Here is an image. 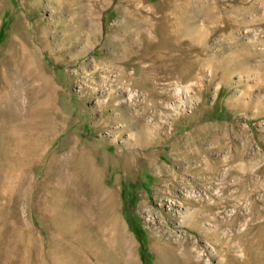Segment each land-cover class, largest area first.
I'll list each match as a JSON object with an SVG mask.
<instances>
[{"label": "rangeland", "instance_id": "374dc122", "mask_svg": "<svg viewBox=\"0 0 264 264\" xmlns=\"http://www.w3.org/2000/svg\"><path fill=\"white\" fill-rule=\"evenodd\" d=\"M170 1L175 6L188 3L199 9L195 25L201 34L197 56L190 39L197 33L182 36L191 49L189 59L195 56L193 61L198 62L194 65L192 61L193 73L182 75L173 69L171 75H163V67L147 61L140 64L157 65L155 74L146 77L142 72L146 67L137 65L133 83L121 79L114 87L128 86L143 96L153 90L156 110L146 117L153 114L157 122L167 117L164 105L175 97V84L185 88L191 103L172 116L162 132H157L156 143L125 145L123 138L114 142L104 140L107 131L93 134L107 155L164 152L167 173L142 165L140 174L136 169L128 177L116 167L104 168L105 182L115 185L117 190L119 218L133 235L137 259L134 264H176L174 254L163 250L158 255L150 243L156 238L158 245H162L159 241H182L167 236L171 225L173 229L179 226L172 224L175 216L157 204L161 191L177 193L182 184L201 191L188 201L189 206L200 210L202 230H187L192 242L186 247L182 244L178 256L190 257V264H264V0ZM162 3L163 0H98L97 10L101 14L96 25L84 27L76 26L72 11L59 0H0V74L8 75L11 82V88L0 84V264H75L58 247L60 237L68 239L73 220L61 184L65 174L69 177L77 173L69 158L70 146L78 138L90 137L93 122L102 119L99 112L91 110L87 98L78 101L85 95L79 94L76 81L79 74L86 73L91 81L99 82L103 71L96 70L101 64L93 65L96 55L105 65H126L132 71L131 64L120 57L123 47L113 48L104 43L102 32L113 31L120 41L124 39L126 46L131 45V28L124 25L122 11L129 5L151 9L161 7ZM37 24L48 29L46 45L38 43L35 37ZM148 31L152 34L148 40L155 43L153 28ZM14 38L37 49L41 78H33L23 69L12 75L9 67L1 64ZM132 54L130 50L124 55ZM163 84L167 89L165 97ZM143 96L133 97L131 103L145 102ZM122 98L121 109L129 117L125 111L127 94ZM38 108L50 112L53 119L51 130L42 136L41 163L12 176L3 150L4 126L11 127L17 115ZM112 113L110 107L105 112ZM171 127L173 137L160 141ZM175 135L180 140V150H170ZM52 156L55 160L49 164ZM109 164L113 165L110 161ZM47 166L49 184L36 189L43 175L41 167ZM210 198L214 202H209ZM143 200L144 206L160 210L163 221L158 226L153 227L144 219L139 210ZM42 201L51 207L67 208L59 213L56 224H42L37 212ZM208 203L213 204L212 209ZM48 238L55 245L52 250ZM110 258L109 264H124Z\"/></svg>", "mask_w": 264, "mask_h": 264}, {"label": "bare ground", "instance_id": "6f19581e", "mask_svg": "<svg viewBox=\"0 0 264 264\" xmlns=\"http://www.w3.org/2000/svg\"><path fill=\"white\" fill-rule=\"evenodd\" d=\"M59 1L61 5H66L72 11L76 26L94 27L96 25L97 17L101 14L97 10L98 0ZM187 4L181 3L175 6L170 0H163L161 7L151 9L149 7L139 8L137 5L136 7L129 5L126 10H123V8L122 17L124 22H122L126 27L131 28V45L128 44L126 46V43L122 42L124 39L120 41L113 31H108L105 34L103 30L102 37L105 41L104 43L112 44L113 48L123 47L124 53L122 52L120 57L124 59L125 63L131 64L132 71H128L126 65H105L96 55L93 59V65L101 64L96 70L103 71L99 82L95 81L97 80L95 79L96 75L94 76V82L88 78L86 73L78 75L76 87L81 96L85 95V98L80 97L78 101L82 102L87 98V101L92 105L91 110L99 112L102 119L93 122L91 131L88 133L90 137H84V140L78 138L77 142L70 146L69 158L74 161L75 171L78 174L67 177V174L64 173L65 176L61 184L63 194L69 199L67 208L70 207L69 211L73 220L67 236L68 239L60 237L58 247L61 253L71 258L72 263L109 264L108 258L110 257V259L115 261L121 260V263L124 264H134L137 261L134 255L135 242L132 239L133 235L131 236L128 229L124 228L119 218L117 190L115 185L108 186L105 182L104 168L107 165L116 167L118 172H124L128 177H132L136 169L138 174H140L139 168L142 165L152 170L167 173L169 169L163 166V164H166V160L162 158L164 152L150 150L141 154L135 152L121 154L118 152L114 155H107L101 150V145L94 139L93 134L94 132L107 131L108 134L104 136V140L114 142L118 141L119 138H123L121 141H125V145L129 144L128 142H131V145L139 142H144L145 144H149V142L156 143L157 132H162L168 125L167 121L191 103L190 96L185 88H182L180 84H175L173 88L175 97L170 101V104L164 105L167 108V117L162 122H157L153 114L146 117L148 113H153L156 110L157 103L153 100L155 97L153 90L143 96L142 92H136L131 88L129 89L128 86L114 87L115 82L121 79L133 83V74H135V66L137 65L146 67L142 69L144 76L150 77L155 74V66L157 65L148 67L146 64H140L147 61L163 67L161 72L163 75H171L174 70L188 76L193 73V64H198V62L196 63L193 60L199 53L197 45L201 37L200 30L198 28L195 29L199 9ZM34 26L37 28L35 37L38 43L46 45L47 27L40 24ZM150 28H153L156 34L157 40L155 43L148 40L152 35L151 31H148ZM193 33H197V35L193 36ZM191 35V47L195 56L189 59L188 54L191 49H189V44L183 42L182 36L190 37ZM36 50L27 42L24 44L15 38L11 39L8 51L2 58L1 64L8 66L12 75L15 72H23L21 71L23 69L27 70L28 75H32L33 78H41L42 74L39 72V65L36 60ZM130 50L133 52L132 56H125L124 54ZM0 84L11 88L8 75L2 76L0 74ZM162 87L164 88H161L162 97H165L167 92L166 85L163 84ZM124 94H127L125 111H127L129 117H126L120 106V103L124 101L122 98ZM142 96L147 99L145 102L136 103L133 101L134 103H131L133 97L137 99ZM14 97L17 99L16 95ZM109 107L113 112L112 115L105 114ZM52 125L53 119L50 112L44 108H38L31 110V112L25 111L17 115L12 119L11 127H3V150L12 176H15L19 170H23L20 172L22 173L41 163L40 146L43 142L42 136L44 132L51 130ZM173 134L174 127H171L170 132L168 134L164 133L165 137L160 141L165 142L168 138L173 137ZM174 138L173 142H169L170 150H180L178 145L180 140H177L176 135ZM54 160L55 157L52 156L49 164ZM109 161L113 165H110ZM41 168L43 175L38 181L36 189L39 186L49 184L50 171L48 166L47 168ZM116 179L117 177H115V181ZM178 188L177 193L161 191V194L157 196V204L159 208L166 210L170 216H175V218H172L174 219L172 224L179 226V228H175L180 230L177 231L171 225L170 231H167V236L170 239L179 237L182 241L176 243L159 241L162 245H158L156 243L158 239L156 238L151 240L150 248L158 255L163 253V250L174 254L176 264H190V257H180L178 253L182 249V244L186 247L187 243L192 242V238L187 235L188 229L199 233L202 230V223L198 218L200 210L189 206L190 202L188 201V199L193 197L196 198L201 191L194 190L184 184ZM209 202L214 201L210 198ZM208 206L210 209L213 208V204L208 203ZM67 208H62V206L51 207L48 203L42 201V205L38 206L37 212L42 224L46 225L48 222L56 224L59 213H62L63 209L67 210ZM139 210L147 223L153 227L158 226L157 224L163 221L161 220L160 210L153 211L150 207L144 206V200L140 202ZM47 242L49 249L52 250L55 246L53 241L48 238Z\"/></svg>", "mask_w": 264, "mask_h": 264}]
</instances>
